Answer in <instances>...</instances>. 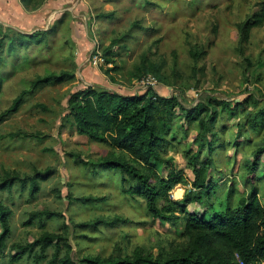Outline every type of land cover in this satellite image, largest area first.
I'll use <instances>...</instances> for the list:
<instances>
[{
    "label": "rangeland",
    "instance_id": "obj_1",
    "mask_svg": "<svg viewBox=\"0 0 264 264\" xmlns=\"http://www.w3.org/2000/svg\"><path fill=\"white\" fill-rule=\"evenodd\" d=\"M261 1L56 0L45 15L32 18L28 29L0 18V34L10 27L34 32L56 26L41 43L13 54L4 50L0 113L38 75L75 73L66 82L27 94L19 110L0 122V184L4 185L0 200L11 210V233L0 264H47L55 245L45 252L37 245L20 261L10 260L46 233L55 235V244L61 242L60 256L69 252L77 264H87V257L124 258L136 253L166 259L191 246L181 223L154 220L143 197L122 192L119 172L95 169L103 158L129 156L91 141L65 121L70 94L88 86L122 94L144 93L148 88L141 78L153 75L158 80L153 90L175 96L185 108L225 100L226 107L209 105V114L213 105L221 113L217 133L206 135L211 145L201 148L199 156L214 164L211 175L221 185L216 206L227 201L226 187H230L236 192L232 195L235 204L240 203L242 193L247 196L256 190L264 207V21L250 29L247 42L240 41L239 31V25L259 10ZM191 50L200 56L195 59ZM143 64L160 69L168 81L162 82L152 71L140 78L133 76ZM181 122L174 121L176 126ZM223 126L227 127L221 131ZM195 134L193 130L182 138V144L177 143L168 154L190 182L178 183L169 191L175 200L193 188L194 173L182 150L189 147L198 152ZM160 174L166 177V169ZM33 177L40 182L35 194H31ZM82 197L106 199L84 203L78 200ZM188 208L205 209L198 203ZM43 211L60 215L52 219L36 215L30 221L33 213ZM2 230L0 223V234ZM214 246L228 254L224 246Z\"/></svg>",
    "mask_w": 264,
    "mask_h": 264
},
{
    "label": "trees",
    "instance_id": "obj_2",
    "mask_svg": "<svg viewBox=\"0 0 264 264\" xmlns=\"http://www.w3.org/2000/svg\"><path fill=\"white\" fill-rule=\"evenodd\" d=\"M20 1L26 9L34 10L45 0ZM259 4V10L239 25L241 42L249 41L250 29L264 21V0ZM55 29L56 26L49 30L24 32L10 27L9 32L0 34V63L4 60V50L13 54L19 48L41 43L48 33H52ZM191 53L196 56L195 59L200 56L197 50H191ZM139 70L133 76L140 78L143 73L152 71L162 82L168 81L161 74L160 69L149 68L147 64L141 65ZM74 77L75 73L69 71L38 75L31 82V87L22 90L12 104L0 113V122L19 110L27 94L48 85L66 82ZM2 86L3 78H0V90ZM215 103L224 107L225 104L227 105L225 100L208 104ZM67 104L65 121L74 125L79 134L88 136L91 141L108 144L118 149L124 156L126 154L129 156V159L117 156L103 158L95 164V169L119 172L122 176L121 189L124 194L143 197L148 213L154 220L175 226L181 223L185 234L190 237V248H186L181 254L176 252L166 259L146 257L136 253L134 257L124 258L87 257L84 259L87 264H237L235 258L237 254L246 262H264V207L255 196L257 191H252L247 196L242 193L240 203L235 204L232 195L236 192L233 193L234 189L226 187L229 190L225 199L227 201L221 203V207L218 208L216 202L220 197L218 187L221 185L211 175L214 164L212 160L202 161L199 157L201 148L211 143L206 136L207 133H217L216 123L221 111L214 105L212 107L214 111L209 114V105L198 104L185 108L179 104L175 96L158 94L152 87L146 89L144 93L122 94L97 85L71 93ZM239 105L246 107V103ZM237 106L236 102L234 107ZM176 119L182 120L179 126L174 123ZM226 127L223 126L220 130L223 131ZM193 130L196 133L194 142L199 145L198 152H193L189 147L182 150L194 173L193 188L186 190L182 199L175 200L171 198L169 191L178 183L187 185L190 182L184 171L176 166L174 157L168 154ZM181 133L183 136L179 138ZM209 148V151H212L213 148ZM162 168L167 171L166 177L160 174ZM32 181L31 194H35L40 189V182L35 177ZM127 181L129 186L125 185ZM11 184L12 181L9 185ZM3 187L4 185L0 184V188ZM105 199L104 197L78 198L84 203ZM191 203H198L205 209L202 212L190 211L188 206ZM36 215H44L47 219H52L60 214L53 211L33 213L30 221ZM10 216L11 210L0 200V223L3 228L0 234V259L4 257L6 243L11 233ZM117 220L125 221L121 218ZM55 238V235L46 233L29 246L22 247L21 252L11 255L10 260L20 261L23 255L32 253L37 245H40L44 252L55 245L57 249L47 264H77L68 255L69 252L60 256L61 250L58 247L61 242L55 244ZM216 244L224 246L228 254L217 249L214 246ZM64 246L68 250L71 248L68 243ZM231 254H234V257L229 256Z\"/></svg>",
    "mask_w": 264,
    "mask_h": 264
},
{
    "label": "crops",
    "instance_id": "obj_3",
    "mask_svg": "<svg viewBox=\"0 0 264 264\" xmlns=\"http://www.w3.org/2000/svg\"><path fill=\"white\" fill-rule=\"evenodd\" d=\"M57 3L56 0H47L40 9H26L20 0H0V18L12 21L16 27L30 28L33 17H41ZM30 32V31H24Z\"/></svg>",
    "mask_w": 264,
    "mask_h": 264
},
{
    "label": "built area",
    "instance_id": "obj_4",
    "mask_svg": "<svg viewBox=\"0 0 264 264\" xmlns=\"http://www.w3.org/2000/svg\"><path fill=\"white\" fill-rule=\"evenodd\" d=\"M157 83H158V80L153 75H147L141 78V84L146 88L153 87V85ZM236 259H237V264H264V262H261V263L246 262L245 260L241 259V257L238 254L236 255Z\"/></svg>",
    "mask_w": 264,
    "mask_h": 264
}]
</instances>
